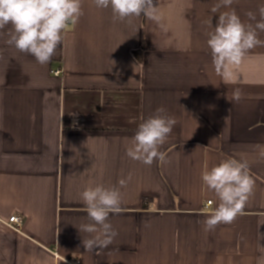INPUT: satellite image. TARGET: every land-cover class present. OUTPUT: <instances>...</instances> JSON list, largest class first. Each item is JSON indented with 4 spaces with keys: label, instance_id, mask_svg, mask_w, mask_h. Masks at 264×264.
Instances as JSON below:
<instances>
[{
    "label": "crops",
    "instance_id": "crops-1",
    "mask_svg": "<svg viewBox=\"0 0 264 264\" xmlns=\"http://www.w3.org/2000/svg\"><path fill=\"white\" fill-rule=\"evenodd\" d=\"M217 2L154 0L159 23L141 15L129 24L83 0L84 14L46 65L8 45L4 30L0 264H264V159L255 148L264 145V47L233 69L236 83L216 75L206 33ZM260 5L235 0L231 8L248 23ZM159 107L176 124L163 158L148 166L126 148ZM227 158L249 162L253 193L233 223L205 231L218 200L201 173ZM97 184L120 187L121 212L109 216L118 235L86 251L80 193ZM12 216L22 219L20 232L9 227Z\"/></svg>",
    "mask_w": 264,
    "mask_h": 264
},
{
    "label": "clouds",
    "instance_id": "clouds-1",
    "mask_svg": "<svg viewBox=\"0 0 264 264\" xmlns=\"http://www.w3.org/2000/svg\"><path fill=\"white\" fill-rule=\"evenodd\" d=\"M234 2L218 0L212 5L210 11L219 13L218 20L215 27L211 19L208 21L211 30L206 33L214 71L225 82L231 83L237 82L233 69L242 63L249 51L264 47V40L259 38V34L264 33V5L258 7L259 19L256 13L248 11L245 15L249 22L246 23L231 8ZM92 3L98 9H110L114 22L131 24L133 18L141 15L157 23L160 21L154 0H92ZM222 8L230 10L221 11ZM83 14V0H0V36L5 35L4 30L8 28V45L46 65L62 45L65 29L77 23ZM242 98V90L234 89L232 99L239 101ZM175 124V118L168 115L164 107L157 108L138 125L126 148V156L148 166L154 160L162 159L160 148ZM255 148L264 159V145L258 144ZM249 168L247 160L227 158L202 171V184L218 200L217 206L203 221L205 231H212L220 224H231L242 214L254 189ZM130 180L131 174L120 179L118 184L124 187ZM120 187L97 184L80 193L89 221L78 227L79 232L90 234L82 240L86 251L107 248L118 235L109 216L121 212Z\"/></svg>",
    "mask_w": 264,
    "mask_h": 264
},
{
    "label": "built area",
    "instance_id": "built-area-1",
    "mask_svg": "<svg viewBox=\"0 0 264 264\" xmlns=\"http://www.w3.org/2000/svg\"><path fill=\"white\" fill-rule=\"evenodd\" d=\"M62 73L61 70H56L54 72L55 75H60ZM22 224L23 221L20 217L18 216H12L9 220H8V225L10 228H12L13 230H15L16 232H20L22 229ZM73 264H80L79 262H75Z\"/></svg>",
    "mask_w": 264,
    "mask_h": 264
}]
</instances>
